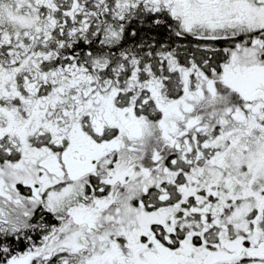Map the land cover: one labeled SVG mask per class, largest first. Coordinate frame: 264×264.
Returning a JSON list of instances; mask_svg holds the SVG:
<instances>
[{"label": "snow or ice", "instance_id": "obj_1", "mask_svg": "<svg viewBox=\"0 0 264 264\" xmlns=\"http://www.w3.org/2000/svg\"><path fill=\"white\" fill-rule=\"evenodd\" d=\"M0 264H264V0H0Z\"/></svg>", "mask_w": 264, "mask_h": 264}]
</instances>
